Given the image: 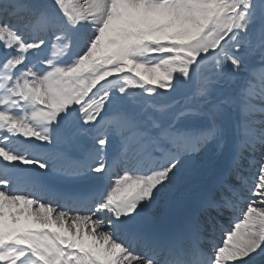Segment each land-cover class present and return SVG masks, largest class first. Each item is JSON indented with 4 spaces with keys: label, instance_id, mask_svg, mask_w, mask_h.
<instances>
[{
    "label": "snow or ice",
    "instance_id": "1",
    "mask_svg": "<svg viewBox=\"0 0 264 264\" xmlns=\"http://www.w3.org/2000/svg\"><path fill=\"white\" fill-rule=\"evenodd\" d=\"M0 264H264V0H0Z\"/></svg>",
    "mask_w": 264,
    "mask_h": 264
},
{
    "label": "bare ground",
    "instance_id": "2",
    "mask_svg": "<svg viewBox=\"0 0 264 264\" xmlns=\"http://www.w3.org/2000/svg\"><path fill=\"white\" fill-rule=\"evenodd\" d=\"M209 170H211V169H209ZM199 184L200 183L194 181V187H192V188H188V186L180 185L179 191L181 193H183L184 199L187 203H191V202L195 201ZM177 210H179V209H177ZM217 238H219V236Z\"/></svg>",
    "mask_w": 264,
    "mask_h": 264
}]
</instances>
